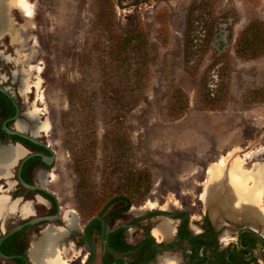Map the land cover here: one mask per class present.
Masks as SVG:
<instances>
[{
  "label": "rangeland",
  "instance_id": "374dc122",
  "mask_svg": "<svg viewBox=\"0 0 264 264\" xmlns=\"http://www.w3.org/2000/svg\"><path fill=\"white\" fill-rule=\"evenodd\" d=\"M29 1L30 20L10 11L22 39L1 37L0 73L9 74L22 110L38 109L47 125L37 139L55 161L42 187L63 209L95 215L109 207L127 224L163 206L187 210L190 226L207 217L227 239L247 224L264 235V222L236 209L244 200L231 199L236 205L219 221L206 204L213 171L237 159L249 172L264 165V0ZM17 57L24 87L13 74ZM117 196L125 200L105 208ZM257 214L264 218V208ZM164 218L129 233L137 239Z\"/></svg>",
  "mask_w": 264,
  "mask_h": 264
},
{
  "label": "flooded vegetation",
  "instance_id": "af4514ba",
  "mask_svg": "<svg viewBox=\"0 0 264 264\" xmlns=\"http://www.w3.org/2000/svg\"><path fill=\"white\" fill-rule=\"evenodd\" d=\"M2 36L0 34V39ZM0 70H3L2 66ZM4 76L5 79L0 73V87L13 97L20 113L17 121L22 120L23 110L17 93L7 83L11 82L9 74ZM15 114V105L0 91V147L18 142L20 144H16V147L22 151L21 155L10 163L7 172L0 174V199L4 198V207L0 211V264H156L158 256L163 253L177 256L178 264H264V241L257 235L242 230L249 224L236 227L235 231H229L230 236L224 242L223 236L226 235L224 231L220 233L221 226L213 225L208 218L190 226L187 221L188 215L186 216L188 212L184 209L174 211L179 213L172 218L163 214L168 220L175 222L173 236L170 239L156 238L151 228L149 232L140 230L141 236L134 239L129 233L130 228L140 225L144 219L162 214L155 212L143 214L133 222L118 224L116 222L121 218L120 214L107 212L109 207L95 215L94 211L63 209L54 194L42 187L44 180L39 179L41 173L45 176L52 174L55 159L50 165L39 156L28 157L22 162L28 155L37 153L50 157L51 151H54L41 140L46 148L6 133L3 130L4 124L9 130H21L15 125L17 121L13 120ZM21 131L25 132V130ZM35 136L37 138V135ZM19 176L27 184L40 186L52 193L55 198L43 191L26 188L20 183ZM155 210L169 212L163 209V206ZM94 216H101L105 221L106 242L102 239L100 220L93 221L84 234V226ZM32 219L36 221L26 224ZM67 219L73 220L71 226L67 224ZM18 226L21 227L17 231L3 238L8 231ZM48 228L64 232L53 242L55 258L48 259L49 262L47 259H36V255L31 253L33 242L41 240ZM125 231L129 237L123 236ZM255 231L264 239V235L259 230Z\"/></svg>",
  "mask_w": 264,
  "mask_h": 264
},
{
  "label": "bare ground",
  "instance_id": "6f19581e",
  "mask_svg": "<svg viewBox=\"0 0 264 264\" xmlns=\"http://www.w3.org/2000/svg\"><path fill=\"white\" fill-rule=\"evenodd\" d=\"M0 5V34L3 35L8 33L15 40L19 41L22 39V35L14 26L10 10L15 8L19 10L27 20H30L34 13L32 4L29 0H1ZM16 61L18 67L13 74L21 76V87H24L26 85L28 73L22 68V61L19 57L16 58ZM36 69L37 71L40 70L39 67ZM39 81H36L34 85L38 86ZM37 112H39L38 109L35 111H25L23 113V116L31 122L32 125H30V127H28L22 120L16 122V127L21 130L27 129L32 135H37L38 132L47 130V125L45 123H39L37 120ZM21 153L22 151L18 147H0V174L6 173L10 163L17 159ZM242 166V160L237 159L234 162L233 168L230 169L226 167V165L222 167L228 169L225 173L223 171L218 173L220 172L218 169V172L213 171L206 193V204L207 207H209V214L212 221H219V219L225 215L224 212L230 209V206L232 205L231 203L236 205V202L239 200H244L241 203L238 202L237 205H239V207L236 208L241 216L244 215L246 219H256L257 221L264 222V218L257 214V212L264 208V204L262 203L264 194V165L258 163L255 166V172L245 171ZM45 177L44 174H39V179L41 181H43ZM245 179H250L252 181L248 187H246V182H244ZM222 183H226L225 188ZM231 199L236 202H233ZM150 206H153L151 202ZM3 207L4 198L0 199V211ZM234 211L235 210H233V212ZM228 215L233 216L230 213H228ZM66 222L69 226L73 224L72 219H67ZM174 223L175 222L168 220L167 218L161 219V221L155 225L156 227L151 229V232L158 239H170L173 236ZM63 233V231L59 232L52 228H48L43 233L41 240L33 242L31 253L36 255V259H47V262H49L48 259L55 258L53 242L57 237L63 235ZM223 240L226 242L228 239L226 236H223ZM176 257H171V255L167 253L159 255L157 258V264H178L179 259Z\"/></svg>",
  "mask_w": 264,
  "mask_h": 264
},
{
  "label": "water",
  "instance_id": "95a60500",
  "mask_svg": "<svg viewBox=\"0 0 264 264\" xmlns=\"http://www.w3.org/2000/svg\"><path fill=\"white\" fill-rule=\"evenodd\" d=\"M0 91H1L2 93H4V94H5V95H6V96H7V97L13 102V104L15 105V107H16V114H15L13 120L16 122V121L18 120V115L20 114L16 102L14 101L13 97H12L10 94H8V93L6 92V90H5L4 88H1V87H0ZM23 112H24V111L21 112L22 115H23ZM3 130H4L6 133H9V134L15 135V136H17V137H19V138H21V139H24V140H26V141H28V142H31V143H33V144H36V145H39V146H41V147L46 148V145H44L40 140H38V139L36 138L35 135L27 134V133H25V132H23V131H21V130H18V129H15V130H9V129L5 126V124L3 125ZM16 144L19 145L20 143L17 142V143H15L14 145H6L5 147H13V146L16 147V146H17ZM31 156H39V157H41L47 165H50V164L52 163V161L55 159V154H54V152L51 151V156H50V157H46L45 155L37 154V153H36V154H31V155L26 156V157L22 160V162L25 161L28 157H31ZM20 166H21V165H20ZM19 181H20V183H21L23 186H25L26 188H29V189H32V190L43 191V192L49 194L51 197L55 198V197L53 196L52 193L48 192L47 190H44L42 187L37 186V185H30V184H27L26 182H24V181L22 180V178H21L20 176H19ZM154 212H155V213H159V214H166V215H167L168 217H170V218L175 217V216L179 213V212H165V211H162V210H155V209H154V210H149V211H148L147 213H145L144 215H147V214H150V213H154ZM187 215H188V214L186 213V216H187ZM95 220H100V221H101V223H102V239H103L104 242H106V236H104V233H105V230H106V224H105L104 219H103L101 216H94V217H92V218L86 223V225L84 226V234H85V231H86L87 227H88L93 221H95ZM35 221H36V220L32 219V220L28 221L26 224H32V223H34ZM20 227H21V226H18V227L13 228L12 230L8 231V232L3 236V238H5V237L11 235V234L14 233L15 231H17ZM242 230H243V231L250 232V233H252V234H255V235H257L262 241H264L263 237H262L260 234L256 233V231H255L251 226H249V225H248V226H245ZM85 238H86V241L89 243V241H88L86 235H85ZM94 255H95V250H94Z\"/></svg>",
  "mask_w": 264,
  "mask_h": 264
},
{
  "label": "trees",
  "instance_id": "16d2710c",
  "mask_svg": "<svg viewBox=\"0 0 264 264\" xmlns=\"http://www.w3.org/2000/svg\"><path fill=\"white\" fill-rule=\"evenodd\" d=\"M251 25L246 27L245 30H249V29H252ZM260 27H264V23L263 22H260ZM142 36V33L141 32H138L136 35H133L130 39H132V41L136 40V39H139L140 37ZM210 33L208 32V34L206 35V37L204 38L203 42H206L207 38L210 37ZM121 40H123V42H126V38H122ZM193 42H194V38L192 37L191 33L187 30L185 35H184V50L185 52L189 50H191V48L193 47ZM237 44H240V41L238 40ZM187 108V106H185V108H183V111ZM121 200H125V198L123 196H117V197H114L112 198L105 206L108 207L110 204L116 202V201H121ZM129 205V202H127L124 206V208H127ZM104 208V209H105ZM207 220V217L205 218Z\"/></svg>",
  "mask_w": 264,
  "mask_h": 264
},
{
  "label": "crops",
  "instance_id": "0c3cea01",
  "mask_svg": "<svg viewBox=\"0 0 264 264\" xmlns=\"http://www.w3.org/2000/svg\"><path fill=\"white\" fill-rule=\"evenodd\" d=\"M208 209H209V207H208Z\"/></svg>",
  "mask_w": 264,
  "mask_h": 264
}]
</instances>
